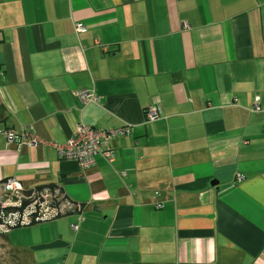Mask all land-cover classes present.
<instances>
[{"label": "crops", "instance_id": "1", "mask_svg": "<svg viewBox=\"0 0 264 264\" xmlns=\"http://www.w3.org/2000/svg\"><path fill=\"white\" fill-rule=\"evenodd\" d=\"M0 104L43 140L0 131V180L65 195L6 230L21 260L264 264V0H0ZM79 121L131 130L83 169L49 143Z\"/></svg>", "mask_w": 264, "mask_h": 264}, {"label": "built area", "instance_id": "2", "mask_svg": "<svg viewBox=\"0 0 264 264\" xmlns=\"http://www.w3.org/2000/svg\"><path fill=\"white\" fill-rule=\"evenodd\" d=\"M182 25L186 28L188 23L183 22ZM74 30L76 33L84 32L85 26L81 22L74 24ZM97 42V40H96ZM78 96L83 98L89 97V93L85 89L77 91ZM91 98V97H90ZM257 104L256 102L254 103ZM160 108L153 104L148 106L144 110V119L149 122L160 116ZM130 124L124 123L117 127L101 128L98 126L87 125L83 121H79L76 124L73 134L64 142L57 143L53 140L49 141L63 157L67 159L77 160L79 165L84 169L85 167L94 163V157L96 154H101L108 161L114 159L113 149L109 146V142L114 137L122 134H128L130 132ZM5 139L8 142L17 143L23 142L25 144L35 145L38 142H43L37 135L30 132L16 133L12 128L0 129ZM21 181L14 176L4 177L0 182V231H6L9 227L15 224H21L31 219L47 218L51 213L46 208H49L52 202V196L57 193L46 194V192L31 191L29 195L23 193L25 186L21 185ZM26 189V188H25ZM13 196V198L9 197ZM21 198L28 199L29 202L21 210L9 211L4 213L3 208L10 205H20L19 201ZM74 204H70L72 207ZM76 208L79 209L80 205L75 204ZM161 202H156L155 207L160 208ZM72 229H77V224L70 225Z\"/></svg>", "mask_w": 264, "mask_h": 264}, {"label": "rangeland", "instance_id": "3", "mask_svg": "<svg viewBox=\"0 0 264 264\" xmlns=\"http://www.w3.org/2000/svg\"><path fill=\"white\" fill-rule=\"evenodd\" d=\"M4 113L6 112H3L0 104V117H4ZM21 185H23V183ZM54 192L57 194L52 198V202H62L64 200L62 194L58 190ZM9 197L13 198V196ZM10 228L7 231H9ZM7 231H0V264H28L27 261L21 260L20 257L15 253V251L7 246L5 237V235H7Z\"/></svg>", "mask_w": 264, "mask_h": 264}, {"label": "trees", "instance_id": "4", "mask_svg": "<svg viewBox=\"0 0 264 264\" xmlns=\"http://www.w3.org/2000/svg\"><path fill=\"white\" fill-rule=\"evenodd\" d=\"M1 108H2V110H3V112L5 111V108L1 105ZM3 114V113H2ZM5 116H6V113H4V117H0V122H2L3 120H4V118H5ZM4 129L3 130H5V129H9V128H7L6 126H4L3 127ZM2 180V179H1ZM1 180H0V182H1ZM43 187H48V189L51 191H53L54 192V190L55 189H57L60 193H62V189L60 188V187H58V186H56L55 184H53V183H51V184H43V185H38V186H36L35 188H26V190L25 191H23V193L25 194V195H28V194H30L31 193V191L34 189L35 191H42V189H43ZM62 196H63V198H65V195H63L62 194ZM29 202V200L28 199H24V198H22V201H21V204L20 205H10V206H6V207H4L3 208V211H4V213H8L9 211H15V210H19V211H21L25 206H26V204ZM80 205V204H79ZM81 206V205H80ZM32 220H34V219H32ZM31 220V221H32ZM0 221H1V217H0ZM30 222V221H29ZM35 221H33V222H30L29 224H31V223H34ZM20 224L18 223V224H15V225H12L11 227H16V226H19Z\"/></svg>", "mask_w": 264, "mask_h": 264}, {"label": "bare ground", "instance_id": "5", "mask_svg": "<svg viewBox=\"0 0 264 264\" xmlns=\"http://www.w3.org/2000/svg\"><path fill=\"white\" fill-rule=\"evenodd\" d=\"M26 189L24 188L23 191H25ZM29 195V194H28ZM19 204H21L22 198L20 197Z\"/></svg>", "mask_w": 264, "mask_h": 264}]
</instances>
